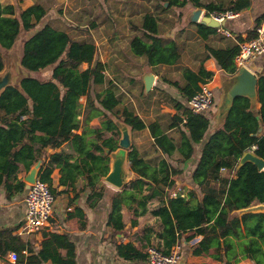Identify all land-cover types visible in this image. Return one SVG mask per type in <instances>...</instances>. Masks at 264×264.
<instances>
[{
	"label": "trees",
	"instance_id": "trees-1",
	"mask_svg": "<svg viewBox=\"0 0 264 264\" xmlns=\"http://www.w3.org/2000/svg\"><path fill=\"white\" fill-rule=\"evenodd\" d=\"M161 2L156 4L155 14L146 13L141 17L140 25L136 28L140 34L129 40L132 54L144 57L150 67L179 62L180 45L173 39L160 37L163 32L160 24L171 22L165 18L171 8H183L191 3L196 8L204 7L207 16L216 9L204 6L200 0ZM229 11L236 13L237 9ZM46 14L47 9L38 2L18 11L14 5L0 4V53L11 49L20 35H30L23 43L20 64L30 72L48 76L42 79L24 78L20 82V89L7 88L0 96V185L5 182L10 195L24 189V184L17 179L16 164L24 162L27 169L31 167L37 133L48 138L50 148L70 142L73 151L80 154L86 146L96 152L117 148L116 137L120 133L114 118L128 125L132 131L146 128L145 122L129 108H115L116 96L111 82L107 83L108 88L103 95L98 96L106 83L105 66L96 60V47L92 42L78 41L51 23L36 29ZM180 21L181 16L178 15L177 22ZM197 32L205 41L216 30L198 25ZM204 49L203 61L213 58L229 76L237 72L234 60L238 46L213 48L206 45ZM202 62L197 72L188 69L183 72V84L177 81L173 84L187 102L200 90L201 84L208 83L213 77V72L206 71ZM3 68L4 63L0 59V72ZM80 98L85 99L84 103L80 102ZM257 102L259 110L256 112L248 99L237 98L223 126L208 137L191 176L194 190L183 196L167 195L174 185L171 177L177 170L167 160H160L158 178L154 184L165 197L166 205L153 212L163 225L159 238L166 239L174 246L179 236L193 231V237L201 239L192 246V255L207 254L212 244L221 241L218 252L211 255L221 264H238L245 259L252 264H264V211L251 209L264 205V170L259 171L252 163L235 170L242 153L249 150L264 161V77L258 80ZM215 106L214 102L211 111L203 115L191 114L188 109L184 111V127L188 134H181L182 140L177 150L180 156L174 160L176 163L188 161L192 157L193 145L203 141L210 122L208 114ZM176 107L184 109L181 104H176ZM94 118L102 120L104 131L111 133L109 138H102L100 132H94L95 138H88L91 133L89 123ZM172 120L181 122L178 117ZM80 129L81 134H76ZM149 129L155 145L169 157L175 149L172 140L156 123L149 125ZM252 147L255 148L252 150ZM43 150L38 148L40 156ZM87 159L91 164L90 171L103 173L104 176L108 173V156L102 158L88 153ZM58 167L62 174H69L73 178L63 158L52 155L42 167L39 180L50 186V175ZM222 171L230 173L223 177L220 175ZM8 181L14 184H7ZM131 187L123 190V194L133 195L134 185ZM102 196V190H99L91 197L99 201ZM106 224L118 233L123 230L119 205H110ZM192 238L186 239L189 241ZM50 239L52 248L27 257L25 254L32 252L30 244L13 235L10 228L0 230V264H9L7 256L11 251L17 255V264H35L48 259L55 264H75L72 242L59 235H51ZM61 248L66 250L64 259L58 256V249ZM116 249L118 256L125 259L144 257L131 246L118 244Z\"/></svg>",
	"mask_w": 264,
	"mask_h": 264
},
{
	"label": "crops",
	"instance_id": "crops-1",
	"mask_svg": "<svg viewBox=\"0 0 264 264\" xmlns=\"http://www.w3.org/2000/svg\"><path fill=\"white\" fill-rule=\"evenodd\" d=\"M34 2L40 3L47 9L46 16L36 29L51 23L55 28L69 33L74 39L89 41L95 45V58L105 66L106 83L102 92L108 88L107 83L111 82V88L116 96L115 108L118 110L129 108L145 122L146 128L142 131L131 130L132 146L128 150L127 164L132 177L121 190L108 186L103 181V173L89 170L91 164L87 154L93 153L105 158L108 156L106 150L96 152L92 147L86 146L79 154L73 151L70 142L53 149L48 145V138L37 133L32 165L40 160L41 171L44 164L49 162L50 156L58 155L72 171L73 178L69 174H62L59 167L52 171L50 187L53 191L54 206L49 224L38 233L24 234L21 232L26 212L24 198L27 189L24 178L28 169L24 162L17 163V179L24 184V189L22 192H14L10 195L6 183L0 185V230L10 228L13 230V235L30 244L32 252L26 253L27 257L52 248L53 242L50 236L59 235L65 236L74 245L75 264H149L147 260L149 248H157L163 252L178 248L186 264H221L211 257L218 252L221 241L212 244L207 254L195 256L192 255L191 248L201 237H193V231L179 236V241L174 246L166 239L159 238L163 225L153 212L164 207L166 199L157 191L154 182L158 178L157 167L160 160H167L172 168L177 170L171 177L174 185L167 191V195L172 196L176 193L183 195L194 190L191 176L204 144L215 130L211 120L215 108L208 114L210 122L203 141L193 145L192 157L186 162L176 163L174 160L180 156L177 150L182 140L181 134H188L184 127L186 122L184 111L188 109V102L173 84L175 81L180 84L185 82L183 72L186 69L198 71L205 56L206 45L226 48L238 46L240 42L250 39L254 35L255 27L264 23V0H200L204 6L215 7L213 12L237 9L235 16L222 21L215 29L216 33L205 41L201 40L197 32L200 24L187 25L183 22L185 15L196 7L188 3L183 8H176L175 13L177 17L181 16V21L174 24L161 23L160 28L163 32L160 37L165 40L173 39L180 45L179 62L174 65L153 67L147 65L144 57L132 54L129 40L134 35L140 34L136 28L140 25L141 17L146 13H156L155 6L158 0H0L1 5H14L17 11L32 6ZM201 9L206 15L204 7ZM222 30L227 31L229 35L223 34ZM29 37L30 35L27 34L20 35L14 46L20 38L23 47L24 41ZM17 54L21 58L22 50L21 52L17 50ZM0 59L3 60L1 53ZM202 66L206 71L213 72L211 81L204 84L212 88L214 102L217 105L221 94L220 82L229 75L218 67L213 58L203 61ZM247 67L258 80L264 77V55L249 62ZM147 71L152 72L155 79L150 92L143 95L144 87L140 79ZM83 99L80 98L81 103ZM176 104L183 105L184 109L176 107ZM254 110L256 112L259 110L258 102ZM173 117L180 118L181 122L173 121ZM117 121L114 118L115 124ZM101 122L100 118L90 121L91 133L88 138H95L94 132L102 133V138L111 136L110 132L104 131ZM152 123L158 124L164 134L172 140L175 149L169 157L155 145L154 136L149 129ZM81 132L82 129L76 134ZM119 136L116 137V142ZM38 148L44 149L41 156ZM106 163L110 166V158ZM229 173L222 171L220 175L224 177ZM7 184L14 183L8 181ZM132 184L135 189L134 194L124 195L123 190H129ZM99 190H102L103 196L96 201L91 196ZM112 204L120 206L123 230L119 233L106 224ZM259 206L264 211V205ZM259 206L252 208L256 210ZM186 238L192 239L187 241ZM118 244L131 246L144 257L125 259L118 256L116 249ZM65 255V249H58L59 258L64 259ZM8 263L12 264L9 260ZM35 264L55 263L48 259L44 262L39 260ZM238 264L252 263L245 259Z\"/></svg>",
	"mask_w": 264,
	"mask_h": 264
},
{
	"label": "water",
	"instance_id": "water-1",
	"mask_svg": "<svg viewBox=\"0 0 264 264\" xmlns=\"http://www.w3.org/2000/svg\"><path fill=\"white\" fill-rule=\"evenodd\" d=\"M167 3H165V7ZM184 24H200L207 27L217 29L220 24L210 16L203 14L201 8H196L187 13L183 19ZM16 42V41H15ZM15 44V43H14ZM17 44V43H16ZM14 46V45H13ZM12 46V47H13ZM15 47V46H14ZM4 68L0 72V96L7 88L20 89V82L28 76L21 64V58L15 52V49L3 50L1 52ZM28 71V70H26ZM154 75L147 71L141 76L143 82V95H147L153 87ZM257 84L256 75L248 67H241L234 75L224 78L220 82L221 94L217 103L214 114L211 117L213 128L219 129L223 126L225 120L233 107L237 98H246L250 102V106L254 109L257 105ZM120 136L117 142V148L113 151L106 149V154L110 158V166L108 173L104 176L103 181L113 189L121 190L127 185L132 175L128 169L127 159L128 150L132 146L131 128L121 121L116 122ZM252 163L259 171L264 170V161L259 158L253 151H246L240 156L236 165V171L244 164ZM41 168V161H37L32 165L24 178L26 189L37 178ZM179 264H186L185 258H180Z\"/></svg>",
	"mask_w": 264,
	"mask_h": 264
},
{
	"label": "built area",
	"instance_id": "built-area-1",
	"mask_svg": "<svg viewBox=\"0 0 264 264\" xmlns=\"http://www.w3.org/2000/svg\"><path fill=\"white\" fill-rule=\"evenodd\" d=\"M216 22L232 18L235 13L232 11L213 12L209 15ZM222 33L229 35L225 30ZM238 53L234 64L236 71L241 67H247L252 60L264 55V23L255 27L254 35L238 45ZM214 104V92L208 84L200 85V90L188 101V109L191 114L203 115L211 111ZM255 147H252V150ZM173 194L172 196H176ZM183 196L182 194H180ZM26 212L23 219L21 232L24 234L38 233L49 221L53 214L54 196L51 187L39 179L28 186L24 198ZM181 255L178 248H173L169 252H163L157 248L147 250V260L149 264H179ZM7 259L12 264H16L17 255L15 252H9Z\"/></svg>",
	"mask_w": 264,
	"mask_h": 264
},
{
	"label": "rangeland",
	"instance_id": "rangeland-1",
	"mask_svg": "<svg viewBox=\"0 0 264 264\" xmlns=\"http://www.w3.org/2000/svg\"><path fill=\"white\" fill-rule=\"evenodd\" d=\"M158 2H161V0H158ZM161 3H162V2H161ZM175 9H176V8H171L170 11L167 12L168 14L165 16V18H169V20H171V23H173V24L176 23L177 20H178L177 14L175 13ZM21 41H22V39L19 38L18 41H17L18 43H17V44L15 45V47H14L16 53H17V50H20V52H21V50H22ZM25 72H26V74H27L28 76H33V77H36V78H37V77H39V78L42 77V78H43L44 76H46L44 73H39V72H30V71H26V70H25ZM42 74H43V75H42ZM103 93H104V92L99 93L98 96H99V97L102 96ZM83 100H84V99H83ZM83 100H82V103L84 102ZM112 102H114V100H113ZM254 207H257V206H253V208H254ZM253 208H252V209H253ZM259 208L261 209L262 207L259 206Z\"/></svg>",
	"mask_w": 264,
	"mask_h": 264
}]
</instances>
